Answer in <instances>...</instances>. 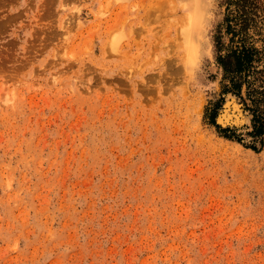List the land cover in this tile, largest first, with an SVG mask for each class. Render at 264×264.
I'll use <instances>...</instances> for the list:
<instances>
[{
  "label": "rangeland",
  "instance_id": "1",
  "mask_svg": "<svg viewBox=\"0 0 264 264\" xmlns=\"http://www.w3.org/2000/svg\"><path fill=\"white\" fill-rule=\"evenodd\" d=\"M225 11L0 0V264H264V144L208 117L250 118L221 93Z\"/></svg>",
  "mask_w": 264,
  "mask_h": 264
},
{
  "label": "trees",
  "instance_id": "2",
  "mask_svg": "<svg viewBox=\"0 0 264 264\" xmlns=\"http://www.w3.org/2000/svg\"><path fill=\"white\" fill-rule=\"evenodd\" d=\"M224 3L223 22L213 33L215 59L222 71L221 93L235 95L250 118L243 126L244 131L221 127L215 118L224 96L214 102L208 117L225 137L258 150L264 144V34L258 37L262 40L258 46L257 37L249 30L254 29L261 16L262 3L259 0H224ZM245 136L249 139L244 140Z\"/></svg>",
  "mask_w": 264,
  "mask_h": 264
},
{
  "label": "water",
  "instance_id": "3",
  "mask_svg": "<svg viewBox=\"0 0 264 264\" xmlns=\"http://www.w3.org/2000/svg\"><path fill=\"white\" fill-rule=\"evenodd\" d=\"M239 100V99H238ZM226 102L223 100L222 106L218 109L217 115L215 120L220 121V122H227L229 124L234 123V124H239L241 122V116L243 112L237 111L233 109V105L225 104ZM240 103V102H239ZM241 105V103H240ZM242 108V106H241ZM243 109V108H242ZM244 110V109H243ZM229 126V125H226Z\"/></svg>",
  "mask_w": 264,
  "mask_h": 264
},
{
  "label": "bare ground",
  "instance_id": "4",
  "mask_svg": "<svg viewBox=\"0 0 264 264\" xmlns=\"http://www.w3.org/2000/svg\"><path fill=\"white\" fill-rule=\"evenodd\" d=\"M235 108H236V107H235ZM233 109H234V107H233ZM237 111L239 112V111H241V109H239V110H237Z\"/></svg>",
  "mask_w": 264,
  "mask_h": 264
}]
</instances>
